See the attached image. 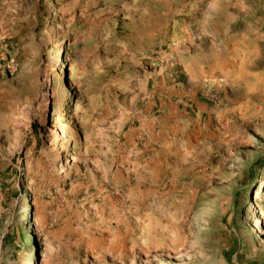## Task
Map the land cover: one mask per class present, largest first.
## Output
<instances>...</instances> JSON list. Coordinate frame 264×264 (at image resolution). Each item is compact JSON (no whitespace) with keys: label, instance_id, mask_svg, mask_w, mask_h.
<instances>
[{"label":"rangeland","instance_id":"1","mask_svg":"<svg viewBox=\"0 0 264 264\" xmlns=\"http://www.w3.org/2000/svg\"><path fill=\"white\" fill-rule=\"evenodd\" d=\"M0 264H264V0H0Z\"/></svg>","mask_w":264,"mask_h":264}]
</instances>
